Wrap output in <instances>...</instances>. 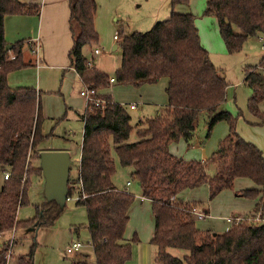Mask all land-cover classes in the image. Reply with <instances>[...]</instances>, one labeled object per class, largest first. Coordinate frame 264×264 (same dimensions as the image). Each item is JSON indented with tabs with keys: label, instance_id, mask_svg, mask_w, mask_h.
<instances>
[{
	"label": "trees",
	"instance_id": "16d2710c",
	"mask_svg": "<svg viewBox=\"0 0 264 264\" xmlns=\"http://www.w3.org/2000/svg\"><path fill=\"white\" fill-rule=\"evenodd\" d=\"M180 3L188 4L189 0H172V6ZM69 8L72 45L68 57L83 83L103 89L111 83V77L116 83L134 86L163 77L168 80L167 104L135 125L128 108L109 94H100L104 103L87 106L82 115L78 178L72 182L69 178L68 195L76 193V204L86 208L94 263L127 264L131 257V244L124 232L135 195L112 181L116 171L113 150L121 166L132 167L131 178L137 180L142 195L151 203L154 232L150 243L156 248L158 264H264V221L233 222L224 232L202 233L196 229L190 211L198 203L178 197L181 191L203 184L208 185L210 199L230 189L236 195L255 199L250 215L264 219L263 152L232 126L209 160H187L169 150L170 143L193 137L202 111L208 116L206 137L218 121L232 122L231 114L221 108L228 84L201 43L196 16L173 10L148 30L125 35L120 43V65L110 77L96 66L90 67L84 54V47L90 48L98 41L96 1L69 0ZM38 13L36 4L0 0V236L18 228L50 226L59 207L54 201H45L37 206V216L17 218L18 209L28 202L32 172L41 171L40 166L32 167V160H39L45 134L36 89L12 88L8 84V74L26 66V62L22 54L24 40L8 44L4 18ZM203 15L215 18L230 53L240 51L249 36L258 32L264 35V0H207ZM244 81L251 90L247 108L256 123L264 125V109L259 108L264 100V54L258 66L245 68ZM132 134L134 140H130ZM210 161L216 165L213 177L207 173ZM5 171L9 172L6 179ZM237 178L252 180L254 187L234 190ZM132 240H138L136 234ZM8 246V240H0V264H7ZM173 247L185 253L175 256L169 252ZM34 248L35 243L16 264H34Z\"/></svg>",
	"mask_w": 264,
	"mask_h": 264
},
{
	"label": "rangeland",
	"instance_id": "374dc122",
	"mask_svg": "<svg viewBox=\"0 0 264 264\" xmlns=\"http://www.w3.org/2000/svg\"><path fill=\"white\" fill-rule=\"evenodd\" d=\"M116 1H119L118 5L122 3L120 7H117L116 19L111 17V12H109L107 13L108 17L105 16L96 22L98 41L95 45L100 49V53L93 55L90 53L88 46L84 47V54L88 59L91 60L92 56H94L93 62L91 65H88L90 67L96 66L110 77L114 76L115 70L120 65L122 54L120 43L125 34L133 30H148L155 20L167 18L165 16L169 12L165 0ZM206 2L207 0H189L187 5L192 14L196 16V26L201 43L208 50L213 64L222 71L228 84L226 87V99L221 108L231 114L232 122L230 123L227 120L218 121L212 127L209 136L206 137L208 116L205 111H202L196 121V130L193 138L188 141L189 143L185 139L180 138L172 143V150L184 159L209 160L218 150L220 141L229 133L230 127L232 126L244 139L256 144L264 155V125L256 123V118L252 116L247 108L251 90L246 82H243L245 68L247 66H258L259 60L264 54V45H262L261 39H259L263 35L260 32L256 33V35H251L244 42L240 51L234 53L228 52L219 34L215 18L203 15ZM184 5V3H180L177 5V8L185 9L187 6ZM163 9L165 10V15H162ZM155 16H161L162 18L155 19ZM121 27L124 29L123 32L120 30ZM236 30L238 31V29ZM114 35H118V39H115ZM115 44L116 47L113 48ZM58 71H60V75L57 78V86L61 87L62 70ZM48 76L49 74L47 73ZM64 83L65 81L63 79ZM166 84V78L163 77L157 82L144 83L140 86L112 82L106 88L96 90L98 92L102 90L105 94H109L116 102L121 104L130 101L138 102L139 109L135 112L129 111L131 123L135 125L139 119L154 116L156 109L162 108V105L166 104ZM81 87L82 82L78 78L75 83L69 81L66 85H63V89L60 91L65 97L60 91L47 93L49 100L47 101V108L44 110L49 112L48 115L50 116H48L49 118L46 117L42 124V131L45 136L40 142L41 146L46 148H66L69 150L72 161L69 172L71 182L76 181L78 178L79 144L82 138L83 123L75 111L79 110L80 105L85 103L84 98L80 96L79 90ZM68 96L72 98L70 105L67 103ZM65 100L71 106L70 109L65 110ZM259 108L261 110L264 109V100L259 104ZM50 132H52V135L49 134ZM130 140H134L133 134ZM112 158L116 165V171L112 176L113 183L119 189L126 188L130 190L129 192L136 195V191L139 190V184L137 180L131 178L132 167L121 166L113 150ZM38 166L39 160L33 159L32 167ZM207 173L210 177H213L216 173V165L212 161L209 163ZM30 180L27 191L28 202L21 206L17 212V218L20 220L37 216V206L46 201L43 193L44 180L41 171L32 172ZM128 181H130L129 185L127 184ZM201 187L194 193L189 191V189L181 191L178 196L183 201L192 202V200H197L200 202L201 207L208 209V203L216 199L220 194L210 199L209 188L207 189L206 186ZM232 193L235 192L228 189L223 192L224 196L220 195L218 197H222L226 201H235L230 208V216H235V213L245 215L247 212L252 211V209L248 211L243 209V201L247 199L246 197L238 195L236 198H230L233 197ZM76 199V193H72L71 197L66 200L65 205L56 209L54 212L55 221L50 226L23 227L18 228L15 232L2 235L0 238H5L9 242V248L5 254L7 264H11L15 258L27 254L30 246L34 243V264H72L76 261L80 263L84 262L86 259L87 264H94L93 251L89 247L90 245H87L90 242V236L86 226V208L84 205L76 204ZM207 217L208 215L199 219L195 215L193 216L195 227L197 230H201L200 232L202 233L206 231L205 225L209 221ZM238 219V217L237 219H233V222L251 221L258 223L264 221L259 215H248ZM129 222L130 225L127 226L125 231V236L127 237H125V240L131 244V257L127 264H143L141 249L144 246L146 257L148 255H150L149 258L151 257L148 259L147 264H150L154 260L158 264L156 258L154 259L155 246L148 241L146 242L145 239H142V235L140 236L143 226L141 214L137 211L133 212ZM135 231L139 234L138 240L136 241L132 240L136 234ZM71 239L85 243L88 251L81 249L82 251L79 253H67L66 247L72 241ZM87 252L90 254L88 258ZM169 252L175 256H182L185 253L184 250L175 247L169 248Z\"/></svg>",
	"mask_w": 264,
	"mask_h": 264
},
{
	"label": "crops",
	"instance_id": "0c3cea01",
	"mask_svg": "<svg viewBox=\"0 0 264 264\" xmlns=\"http://www.w3.org/2000/svg\"><path fill=\"white\" fill-rule=\"evenodd\" d=\"M22 1L38 5L39 13L38 14L7 15L4 18L5 38L8 44L14 43L15 41H18V40H22V39L24 40V43L22 46V54L24 57V61L26 62V66L10 72L7 76V80H8L9 86L12 88L32 87L36 89V91L39 94V102H40V107H41V111L43 115V122H44V119L50 116L48 115L49 112H46L44 110L45 108H47V101L49 100V96H47V93L54 92V91H60L61 89H63V85H66L67 82L72 81L73 83H75L76 79L79 78L76 70L72 66H70V60L68 57V51L72 45V35H71L70 28H69V16H70L69 0H22ZM95 1L97 3V10H96L94 23H95V28L97 31L96 22L100 21L101 18L105 16L108 17L107 13L109 12H111V17H114V19H116L115 16L117 13V7H120V4L122 5V3L118 5L119 1H116V0H95ZM165 2L167 3L168 8H169V12H167L166 14L167 16H165L167 18L171 15L173 10L177 12H191L188 9L187 4L184 5L187 7L183 9V8H177L178 4L175 6H172V0H165ZM163 14L165 15L164 9H163L162 15ZM155 17H156L155 19L162 18L161 16H155ZM160 20H163V19H160ZM156 21H159V20H155L154 23ZM120 30L121 32H123L124 30L123 27H121ZM131 32H127V34L125 35H128ZM259 39H261V37ZM95 47H96L95 44L94 46L92 45L90 47V53H92L93 48ZM58 70H62L61 71L62 73L61 87L57 86V83H58L57 78L60 75V71ZM47 73L49 74L48 77H47ZM63 79L65 81L64 84H63ZM166 81H168L167 78H166ZM243 82H245L244 78H243ZM99 93L105 94L102 90H100ZM67 103H69V105L72 103V98L70 96H68L67 98ZM67 103L65 100V108H66L65 110H67L68 108L70 109L71 107ZM129 103H136L138 107L137 110L139 109L138 102L130 101V102L124 103V105L127 107ZM166 104L162 105V107H164ZM128 110L130 112L132 111L129 108ZM157 110L158 109H156L155 114L157 113ZM84 111H85V103L81 104L80 109L75 111L79 119L82 121L83 127H84V121H83L82 115ZM83 127H82V137H83ZM51 133L52 132H50L49 134L52 135ZM64 138L68 139L67 137H64ZM81 142H82V138H81ZM81 142L79 144V158H80V151H81ZM172 143H170L169 145V150L173 154L179 156L178 154L173 152ZM39 147L41 148V151L42 150H65L69 152V150L66 148H61V149L46 148V147L41 146V144ZM201 159H202V156H201ZM187 160H190V159H187ZM234 183L236 187V188L234 187V189L236 190H242V189L254 187L253 181L248 178H237L234 181ZM201 186H206V188L208 189L207 184H203ZM201 186L189 189V191H192V193H194L196 192V190H199V188H202ZM138 187H139V190L136 191V195L134 194L135 198L128 210V215L130 219L131 215L135 211L141 214V217L143 220V226H142V231H141L142 234H140V236L142 235L141 236L142 239H145L146 242L147 241L150 242V239L152 238V235L154 232L153 231L154 230L153 229L154 228V219H153L154 217L151 211V203L147 198H145L142 195V190L140 186ZM121 189L127 190L126 188H121ZM185 190H188V189H185ZM226 190L228 189L222 190L218 194L223 195V192H225ZM127 191H130V190H127ZM232 194H233V197H230V198H234V197L236 198L238 196L235 193H232ZM220 195H218V197ZM217 198L211 200L208 203V209H204L203 207H201V204H199L200 203L199 201L192 200V202L198 203V205L196 206L198 210L206 212V216L208 215L207 218H209L208 219L209 221L205 225L206 231H211L214 233L224 232L231 226L233 219L237 217L239 219L244 218L250 215L252 212V211H249L245 215H240V214L235 213V216H230L229 211H230V208L232 207V204L235 201H226L225 199H222V197L218 199ZM255 201H256L255 199H249V198L245 199V201H243V204H244L243 209H245V211H248L251 209L253 210ZM185 202H189V201H185ZM192 215L194 216V214ZM128 225H130L129 221L127 223V226ZM127 226H126V229H127ZM135 233L137 234V237H139L138 232L135 231ZM89 236H90V233H89ZM124 237H126L125 232H124ZM89 247L93 251V247L91 246ZM84 249L88 251V248H86L85 246L82 248V250ZM82 250L78 251V253L81 252ZM89 255L90 254L87 252V258L89 257ZM141 256L143 257L142 259L144 261V262L142 261L143 264L145 263L147 264L148 259L151 258V257L149 258L150 255L146 257L145 246L141 249ZM17 259L18 258H15L11 262V264H16ZM154 259H155V254H154ZM86 262H87V259H86ZM153 263H155V260L153 262H150V264H153Z\"/></svg>",
	"mask_w": 264,
	"mask_h": 264
},
{
	"label": "water",
	"instance_id": "95a60500",
	"mask_svg": "<svg viewBox=\"0 0 264 264\" xmlns=\"http://www.w3.org/2000/svg\"><path fill=\"white\" fill-rule=\"evenodd\" d=\"M116 45L113 46L115 48ZM71 157L65 150H42L39 166L43 176V193L47 202L54 201L63 207L68 195Z\"/></svg>",
	"mask_w": 264,
	"mask_h": 264
},
{
	"label": "built area",
	"instance_id": "2783aa9c",
	"mask_svg": "<svg viewBox=\"0 0 264 264\" xmlns=\"http://www.w3.org/2000/svg\"><path fill=\"white\" fill-rule=\"evenodd\" d=\"M114 38L115 39H118V35H114ZM261 42H262V45H264V35L261 37ZM100 53V49H98L97 47H95L92 51V54L93 55H97ZM94 56H92L91 60L88 59V64L91 65V63L93 62V59ZM110 82H114V78L111 77L110 78ZM80 95L84 98V101H85V108L91 104H94V105H99V104H103L104 103V100L103 98L100 96L99 92L94 88V87H91L85 83L82 82V87H81V90H80ZM127 107L132 110V111H137V105L136 103H129L127 105ZM9 176V172L8 171H5L3 173V178L6 179L7 177ZM130 181L127 182V184H129ZM71 197V195H67V199H69ZM77 199L79 198L77 195H76ZM191 213L194 214L197 218L199 219H202L206 216V213H204L203 211L201 210H198L196 207H193L191 210ZM237 219V218H236ZM239 220V219H238ZM88 245H90L92 247V243L91 241L89 243H87ZM86 244L85 243H82L81 241L79 240H72L69 245L66 247V252L67 253H73V252H78L80 251ZM6 257V256H5ZM153 264H156V263H153Z\"/></svg>",
	"mask_w": 264,
	"mask_h": 264
}]
</instances>
